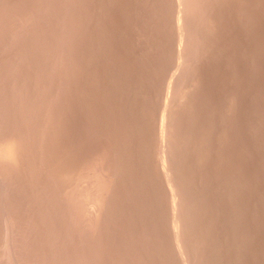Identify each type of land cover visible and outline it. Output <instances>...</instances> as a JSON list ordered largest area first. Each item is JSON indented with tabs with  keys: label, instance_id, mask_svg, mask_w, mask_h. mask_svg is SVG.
Instances as JSON below:
<instances>
[{
	"label": "rangeland",
	"instance_id": "1",
	"mask_svg": "<svg viewBox=\"0 0 264 264\" xmlns=\"http://www.w3.org/2000/svg\"><path fill=\"white\" fill-rule=\"evenodd\" d=\"M0 264H264V0H0Z\"/></svg>",
	"mask_w": 264,
	"mask_h": 264
}]
</instances>
